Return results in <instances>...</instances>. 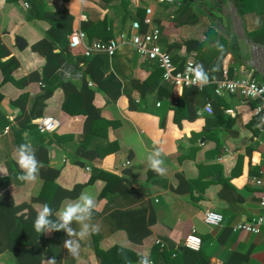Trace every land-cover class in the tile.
I'll list each match as a JSON object with an SVG mask.
<instances>
[{"label":"crops","instance_id":"1","mask_svg":"<svg viewBox=\"0 0 264 264\" xmlns=\"http://www.w3.org/2000/svg\"><path fill=\"white\" fill-rule=\"evenodd\" d=\"M22 1L0 0V42L7 48L8 56L17 60V67L10 73L14 81L27 78L30 72H41L43 57L28 47L19 51L14 45L15 35L22 36L27 44L45 36L48 22L38 19L39 12L65 8L72 16V30L80 28L83 21L103 20V29L109 32L104 42L116 40L118 44L112 55L85 56L86 64L93 63L86 75V88L92 94H82L80 101V106L92 104L99 108L100 117L115 122L105 136L91 133L86 148L103 146L111 140L117 142L118 148L101 158L84 159L83 167L72 164L70 159L80 142L85 117L63 111L64 93L59 86L55 87L45 100L42 115L54 116L59 123L56 133L70 134L72 138L53 142L45 137L48 164H41L37 180L11 181L7 186L13 199L22 201L37 193L48 168L56 172L54 181L66 188L85 181L92 167L119 177L102 198L97 197L104 184L99 178L82 187L79 193L95 196L93 223L100 226L99 232L81 242L75 257L63 247L68 238L64 231L43 233V241L53 238L55 242L47 252V242L40 239L45 256L42 263L48 264V258L55 257L57 264H99L97 251L118 245L137 256H149L152 264H194L198 261L195 253L199 247L204 257L198 264H264V226L256 233L233 230L237 223L249 221L260 212L259 188L252 180L264 172V130L252 112L255 100L226 91L220 95L213 92L223 71L229 79L250 76L264 84V0H233L234 5L230 0H177L173 4L157 0H25L27 6ZM147 7L151 10L150 25L141 23ZM132 21L139 22L140 32L153 26L159 29L158 44L170 54L176 67L187 59L209 66L205 69L209 72L208 83L195 86L197 92L185 96L188 110L181 111L184 115L178 124L173 113L184 87L173 88L162 80L161 71L153 62L134 52L129 43ZM120 33L124 34L123 39L119 38ZM95 40L97 37L90 40L86 37L87 43ZM186 40L194 41L185 45ZM220 52H224L220 69L212 71L211 57ZM78 65L81 69L84 66L81 62ZM109 75L119 82L114 100L110 98L115 83L107 81ZM39 87L37 80H26L22 88L10 82L0 86L3 94L0 111L9 121L0 130V162L10 156L16 161L11 125L15 124L19 110L8 100L27 92L24 106L27 109ZM206 102L210 104V113L203 110ZM192 112L195 117L187 119L185 114ZM20 136L30 143L37 139L28 130ZM154 151H159L164 160V175L149 168L147 157ZM4 173L0 164V174ZM79 195L62 199L53 218ZM32 206L37 213L42 207L39 203ZM143 208L145 217L135 214L130 221L125 214L117 213ZM205 210L219 212L221 222L217 225L203 222ZM149 212L154 223L146 226L150 233L140 243L130 241L125 231L118 228L126 225L132 229L138 225L136 234L141 233L142 222ZM72 227L79 229L75 223ZM191 231L199 238V245L197 249L186 246L192 251L193 263L189 258L181 263L172 251L184 245L183 238ZM158 242H163L164 247ZM13 261L11 252L0 253V264ZM138 261L134 258L128 264Z\"/></svg>","mask_w":264,"mask_h":264},{"label":"trees","instance_id":"2","mask_svg":"<svg viewBox=\"0 0 264 264\" xmlns=\"http://www.w3.org/2000/svg\"><path fill=\"white\" fill-rule=\"evenodd\" d=\"M7 1L16 2L18 0ZM37 17L38 19H43L48 22V26L44 30L45 36L27 44L22 36L15 35L14 45L19 51L28 47L31 52L43 57L44 63L41 67L40 74L30 72L27 78L23 77L19 81H14L10 76V73L17 67V60L13 56H8L7 48L0 42V86L3 83L10 82L19 88H22L26 85V80H37L43 84L39 87L35 97L27 109L24 108L28 99L27 92H20L17 97L8 100L9 104L17 107L19 110V114L15 117V124L11 125L16 149L18 145L26 142L20 134L24 132V130L32 132L35 136H37V139L33 140V143L31 144L36 149L35 154L37 159L42 165H44L48 164L47 147L46 143L43 142L45 137H50L53 142L69 140L72 138V135L70 134H58L56 131L51 133H40L35 129L34 124L31 123V119L43 114L46 98L50 96L51 91H53L55 87L59 86L64 93L61 109L68 114H82L85 117L83 121L82 133L80 135V142H78V146L74 150V157H71L70 159L72 164L83 167L84 159L89 160L101 158L118 148L117 142L114 140L108 141V143L103 146L95 144L93 149L86 148V143L88 142L91 133L102 134L105 136L108 127L113 126L115 122L106 121L100 117L99 108L92 104H90L89 107L80 106L81 95L92 94L86 88V75L90 73V67L93 66V63L91 61V64H86L87 58L83 55L82 47H69L67 45L66 36L72 30V16L65 8H63L58 11L39 12L37 13ZM103 24V20L95 22L83 21L80 23V28L84 31L87 40H90L92 37H97L98 40L105 41V38L109 37V32L104 31ZM190 41L194 40H186L185 45H187ZM223 55L224 52H220L211 57L210 63L213 68L215 67L220 69V62ZM3 57L6 58L3 59ZM80 62L84 64L82 69L81 66L78 65ZM183 63L176 68H181ZM196 64H198V61L195 62L194 66ZM204 68L207 69L209 66L205 65ZM219 73H221V71ZM66 75L69 76V79H66ZM70 79L72 81L78 80V85L73 83ZM108 80L109 82L115 83V87L113 86L114 92L110 98L111 100H114L118 95L119 82L112 75L107 77V81ZM197 89L198 88L195 86L184 87L182 94L177 97V105L173 113V120L177 124L179 123V119L182 118V115H184L181 111L188 110V104L185 96L193 92L196 93ZM2 97L3 94L0 91V100H2ZM211 105L213 106V102ZM192 113L193 114H185L187 119H193L195 117V112ZM8 124L9 121L0 111V130L3 126ZM0 164L5 170L4 174H0V253L3 251H9L14 257L13 262H1V264H43L42 262L44 261L45 256L42 254V246L39 242L40 239L42 242H47V252L50 251V246L55 242L53 238L43 241L42 234L35 232L33 222L37 212L32 206L33 203H39L41 206L46 203L55 212L62 199L77 197L82 187L91 183L95 179L99 178L104 182L97 195L98 198H102L107 194V192H110L113 185L119 180V177L116 175L92 167L90 174L87 175V179L85 181L75 183L73 186L66 188L54 181L56 172L48 168V171H46L48 172L47 177H42L37 193L25 200L15 201L7 186L11 181L22 182L18 179L21 174V170L19 169L17 162L11 156L8 160L0 162ZM145 210L146 208L132 209L117 211V213L125 214L129 219L133 215L139 213L145 217ZM153 223L154 220L149 212L147 219L142 222L141 233L136 234V231L139 232L138 225L135 227L133 226L134 228L132 229H128V226L126 225H122V227L118 226V228L125 231V234L130 241L140 243L141 238L150 233L146 226H150ZM157 244H159V242ZM159 245L164 247L163 242ZM153 247L157 248V246ZM97 252L100 254L97 255L99 258V264H128L134 258L138 260L140 259V256H137V254L131 252L128 248L118 245H112L102 252ZM172 253L176 255V257L180 258L181 263L182 259L185 260L186 258L192 259L193 263L194 257H192V251L184 245L174 247ZM195 254L196 257H198V261L194 264H198L200 262L199 260L204 257V251L201 247H199ZM190 255L192 258L189 257ZM166 259L168 261L172 260L168 257H166ZM170 262L172 263V261Z\"/></svg>","mask_w":264,"mask_h":264},{"label":"built area","instance_id":"3","mask_svg":"<svg viewBox=\"0 0 264 264\" xmlns=\"http://www.w3.org/2000/svg\"><path fill=\"white\" fill-rule=\"evenodd\" d=\"M157 1L164 4H173L177 2V0ZM22 4L23 6H27L25 0L22 1ZM141 23L147 25L151 24L150 8H145ZM131 29L133 32L129 36V43L134 52L138 56L153 62L160 69L163 81L170 84L173 88L178 89L195 86L191 84V68L194 66L193 61L187 59L184 61L181 68L177 69L170 54L158 44V29L156 27L153 26L147 31L140 32L139 22L132 21ZM119 38L123 39L124 34L120 33ZM67 45L69 47H82L84 56H89L94 53L112 55L118 46L116 40H108L106 42L95 40L87 43L86 35L79 27L74 28L67 35ZM38 84L40 86L43 85L41 82H38ZM224 91L237 94L246 99L255 100L252 112L258 117V123L264 130V84L256 82L250 76L229 79L223 71L222 78L215 82L213 92L215 95H220ZM203 110L207 113L211 112L209 102L205 103ZM226 111L230 112L231 110L227 109ZM32 123L35 129L40 133L55 132L59 125L58 120L51 115L38 116L32 119ZM252 182L259 188L258 206L260 212L249 221L237 223L233 227V230L256 233L259 231L260 227L264 226V172L258 177L253 178ZM221 220V214L213 210H205L202 214V221L210 225H217ZM192 231L184 237V245L191 249H197L199 238L193 234Z\"/></svg>","mask_w":264,"mask_h":264},{"label":"clouds","instance_id":"4","mask_svg":"<svg viewBox=\"0 0 264 264\" xmlns=\"http://www.w3.org/2000/svg\"><path fill=\"white\" fill-rule=\"evenodd\" d=\"M257 23L259 20L257 18ZM222 51V46H219ZM218 68H213L216 71ZM191 84L203 86L209 81V72L205 70L203 64H196L191 68ZM36 149L30 142L21 143L16 149V162L21 170L18 179L28 183L35 182L38 178L41 163L36 157ZM149 168L157 175L165 174L164 160L161 153L154 151L147 157ZM97 207L96 198L90 193H81L74 202L65 204L54 216V210L44 204L37 213L33 227L36 233H51L54 231H64L67 239L63 242V247L67 253L73 257L77 256L81 247V242L90 239L91 235L99 232L100 226L93 223L94 211ZM79 225V229L73 228V224ZM48 264H57L55 257L48 258ZM138 264H152L149 256L142 255Z\"/></svg>","mask_w":264,"mask_h":264},{"label":"water","instance_id":"5","mask_svg":"<svg viewBox=\"0 0 264 264\" xmlns=\"http://www.w3.org/2000/svg\"><path fill=\"white\" fill-rule=\"evenodd\" d=\"M230 2H231V4H233L234 5V2H233V0H230ZM215 175V174H214Z\"/></svg>","mask_w":264,"mask_h":264}]
</instances>
